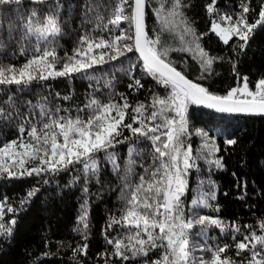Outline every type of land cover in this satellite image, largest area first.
Listing matches in <instances>:
<instances>
[{
    "label": "trees",
    "instance_id": "16d2710c",
    "mask_svg": "<svg viewBox=\"0 0 264 264\" xmlns=\"http://www.w3.org/2000/svg\"><path fill=\"white\" fill-rule=\"evenodd\" d=\"M117 2L60 0L59 10L53 0L45 5H32L25 0L21 6H11L12 9L19 7L22 15L16 11L0 14V44L4 45L0 50V64L20 67L34 54L36 40L34 37L25 39L23 29L32 8L38 11V23H43L44 16L50 12L58 15L62 34L54 39L59 45L57 52L63 57L79 45L81 36L111 39L119 35L121 29L129 30L127 22L120 28L108 24ZM210 2L212 0H182L181 10L194 30L195 35H192L183 33L179 18L171 31L158 19L156 9L163 3L167 11L172 0H147L145 23L149 37H159L157 47L167 50L166 59L188 79L212 93L225 95L239 85L244 76L254 88L255 82L264 77V24L253 30L245 48H240L244 42L237 37L226 45L211 30V24L223 14L238 17L242 11L241 0H216L212 13L207 10ZM244 2L250 8L246 18L254 23L259 19L264 0ZM105 24H108L107 29ZM128 34L132 32L129 30ZM197 43L209 57L217 58L208 70L202 67L195 48ZM135 80L143 87L130 88ZM169 92L170 89L144 71L143 62L135 51L125 52L115 61L70 77L34 80L27 85H0V109L3 110L0 146L17 139L22 125L26 130L32 126L42 128L48 116L42 114L41 105L53 117L80 115L86 119L90 111L79 110L90 99L95 98L102 104H119L123 103V95L133 107L143 103L147 116L154 110L153 97L163 98ZM128 112L126 122H131L133 113L131 109ZM185 115L188 135L182 139L185 145L191 146L194 159L182 196L185 218L210 216L223 222L222 228L195 225L189 230L190 241L197 247L193 255L207 259L210 253L201 252L200 248L228 245L222 255L237 264H247L250 253L237 256L235 245L253 232L264 235V115L234 116L196 104H189ZM197 130L207 132L208 137L197 134ZM124 136L131 138L95 154L96 170L85 171L83 163H73L58 172L45 171L39 175L0 173V203L5 205L0 223L11 229L0 232V264H105L106 260L107 264H143L145 259L159 257L163 252L160 248L151 251L148 257L122 261L113 255L114 244L108 243L118 239L127 243L129 230L112 220L120 218L130 191L140 183V176L149 179L154 166L152 142L132 136L126 129ZM227 139H235L237 143L228 145ZM213 141L219 151L205 147L206 142ZM129 148L134 149L131 154ZM216 159H221L222 168L215 165ZM158 163L156 161V165ZM29 192L33 195L28 196ZM197 199L206 201L207 206L192 205L191 201ZM8 207L14 211L8 212ZM82 216L86 217L83 221ZM13 219L14 225L10 223ZM233 225L239 226L240 231L236 232ZM84 244H87L86 254L75 251Z\"/></svg>",
    "mask_w": 264,
    "mask_h": 264
},
{
    "label": "snow or ice",
    "instance_id": "6c2138e0",
    "mask_svg": "<svg viewBox=\"0 0 264 264\" xmlns=\"http://www.w3.org/2000/svg\"><path fill=\"white\" fill-rule=\"evenodd\" d=\"M28 2L32 5H45L49 0ZM53 2L59 10L60 0ZM24 3L25 0H0V14L16 11L22 15L19 7L12 9L11 6H21ZM215 3L216 0H212L207 6L209 13L214 11ZM146 5L147 0H118L108 24L120 28L123 22H127L132 34H128L129 30L121 29L120 34L111 39L81 36L79 45L72 49L71 54L66 52L63 57L59 56V45L54 39L62 34L58 15L50 12L44 16L43 23H38V11L32 8L23 29L25 39L34 37L36 40L34 54L20 67L0 64V85H27L34 80L70 77L86 72L94 66L115 61L125 55V52L135 51L139 53L144 71L163 87L170 89V92L163 98L153 97L151 107L154 110L147 116L143 103L133 107L123 95V103L119 104H102L95 98L90 99L84 108L79 110L90 111L91 114L86 119L80 115L53 117L44 111V106L41 105L42 114L48 116V122L44 123L42 128L32 126L30 130H26L22 125L18 130L20 135L17 139L0 146V173H7L8 176L39 175L45 171L58 172L73 163H83L85 171L89 168L96 170L95 154L129 140L131 137L124 136L126 129L132 136L144 137L152 142L154 166L149 173V179L140 176V183L130 191L120 218L112 220V223L122 224L129 230L127 243L120 239L108 241L109 244H114L113 255L122 261H129L137 257H148L151 251L160 248L163 252L158 258L145 259L143 264H237L230 257L222 255L227 251L228 245L215 249L200 248L201 252L210 253L207 259L193 255L197 247L190 241L189 230L195 225H214L222 228L223 222L210 216L185 218L182 196L187 188L188 170L194 167L192 148L185 145L182 139L188 135L185 114L189 104L203 105L224 113L264 114V78L255 82L253 90L249 87L248 77L244 76L242 85L231 88L225 95L212 93L208 88L188 79L166 59L167 50L157 47L160 44L159 37H149L145 23ZM182 6V0H172L171 8L166 11L161 3V7L156 9L157 17L163 27L170 31L174 30L171 26L175 24L176 18H179V23L184 26L183 33L195 35L181 10ZM240 7L242 11L238 17L220 15V22L214 20L211 30L226 45L233 37H237L244 42L240 45L243 49L247 46L253 30L264 24V6L259 12V19L254 23H249L246 18L250 8L244 0H241ZM108 24L104 25L105 29ZM3 48L4 45L0 44V50ZM195 48L201 58L202 67L205 70L210 69L217 58L209 57L198 43ZM23 52L21 49V54ZM129 87L139 88L143 85L139 80H135ZM129 109L133 114L130 116L131 122H126ZM56 112L59 113L60 109H56ZM0 116H3L2 109ZM197 134L208 137V133L202 130H197ZM121 137L123 138L120 139ZM225 143L234 145L237 141L227 139ZM205 147L219 151L214 141L206 142ZM133 151L134 149L129 148V154ZM156 161L159 162L158 165ZM214 163L217 167H223L221 159H216ZM32 195L33 192L28 193V196ZM191 203L194 206H207L203 199L192 200ZM4 210V203H0V217H3ZM7 211L13 212L14 209L8 207ZM85 218L82 216L81 220ZM10 223L14 225L16 221L13 219ZM233 228L236 232L240 231L237 225H233ZM10 231V228H5V225L0 223V232ZM235 247L237 256L243 252L250 253L247 264H264V235H257L255 232L245 235ZM75 251L86 254L87 244Z\"/></svg>",
    "mask_w": 264,
    "mask_h": 264
},
{
    "label": "water",
    "instance_id": "95a60500",
    "mask_svg": "<svg viewBox=\"0 0 264 264\" xmlns=\"http://www.w3.org/2000/svg\"><path fill=\"white\" fill-rule=\"evenodd\" d=\"M139 54V53H138ZM200 107H204V108H208L206 106H203V105H199ZM208 109H211V108H208ZM212 110H215V109H212ZM217 111V110H215ZM224 113V112H222ZM225 114H228V115H234V116H244V115H264V114H246V113H225Z\"/></svg>",
    "mask_w": 264,
    "mask_h": 264
},
{
    "label": "rangeland",
    "instance_id": "374dc122",
    "mask_svg": "<svg viewBox=\"0 0 264 264\" xmlns=\"http://www.w3.org/2000/svg\"><path fill=\"white\" fill-rule=\"evenodd\" d=\"M210 3H211V2H210ZM210 3H209V4H210ZM209 4H208V5H209ZM214 20L217 21V22H220L218 17L215 18ZM214 20H213V21H214ZM212 23H213V22H212ZM211 26H212V24H211ZM214 33H215V32H214ZM215 34H216V33H215ZM189 47H190V48H193V46H189ZM199 58H200V57H199ZM262 78H264V77H262ZM242 83H243V80H242V82H241L239 85H242ZM237 86H238V85H237ZM237 86H236V87H237ZM249 87H250V86H249ZM250 88H251V87H250ZM252 89L254 90V88H252Z\"/></svg>",
    "mask_w": 264,
    "mask_h": 264
}]
</instances>
